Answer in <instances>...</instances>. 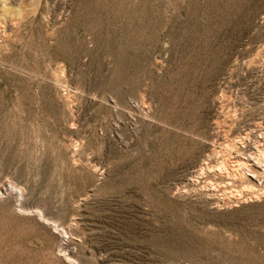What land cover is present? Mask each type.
Segmentation results:
<instances>
[{"label":"rangeland","instance_id":"374dc122","mask_svg":"<svg viewBox=\"0 0 264 264\" xmlns=\"http://www.w3.org/2000/svg\"><path fill=\"white\" fill-rule=\"evenodd\" d=\"M0 264H264V0H0Z\"/></svg>","mask_w":264,"mask_h":264}]
</instances>
